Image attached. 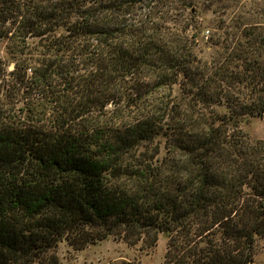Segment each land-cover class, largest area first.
I'll use <instances>...</instances> for the list:
<instances>
[{
    "label": "trees",
    "instance_id": "obj_1",
    "mask_svg": "<svg viewBox=\"0 0 264 264\" xmlns=\"http://www.w3.org/2000/svg\"><path fill=\"white\" fill-rule=\"evenodd\" d=\"M211 1L0 0V264L160 235L162 264L253 261L264 0Z\"/></svg>",
    "mask_w": 264,
    "mask_h": 264
},
{
    "label": "rangeland",
    "instance_id": "obj_2",
    "mask_svg": "<svg viewBox=\"0 0 264 264\" xmlns=\"http://www.w3.org/2000/svg\"><path fill=\"white\" fill-rule=\"evenodd\" d=\"M205 1H210V6V2ZM200 2L201 4L205 2L206 7H200L202 16L206 21L205 25L208 26V24H212L210 21L211 10L213 11L215 8L213 5L216 6L217 2L215 1L213 5L211 0H200ZM207 7L211 9L207 10ZM199 44L202 51L204 49L203 42L200 41ZM0 55L6 56L5 42H0ZM13 101L15 102L8 104V108H12L13 111L23 106L21 97L16 96ZM241 128L251 139L264 138V117L249 118L241 123ZM166 243L167 237L165 235H160L153 246H147L142 242L129 244L122 239L111 236L96 243H89L82 248L74 247L63 240L57 245L55 253L58 264H123L125 262H131L132 264H162ZM254 251L253 261L250 264H264V238L256 240Z\"/></svg>",
    "mask_w": 264,
    "mask_h": 264
}]
</instances>
